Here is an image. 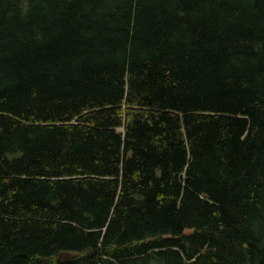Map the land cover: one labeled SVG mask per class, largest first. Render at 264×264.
<instances>
[{
	"label": "trees",
	"instance_id": "1",
	"mask_svg": "<svg viewBox=\"0 0 264 264\" xmlns=\"http://www.w3.org/2000/svg\"><path fill=\"white\" fill-rule=\"evenodd\" d=\"M0 264H264V0H0Z\"/></svg>",
	"mask_w": 264,
	"mask_h": 264
}]
</instances>
